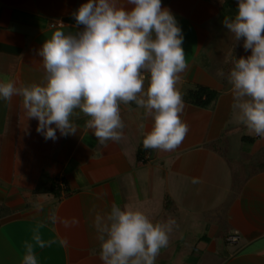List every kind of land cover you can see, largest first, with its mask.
Masks as SVG:
<instances>
[{
	"label": "crops",
	"instance_id": "0c3cea01",
	"mask_svg": "<svg viewBox=\"0 0 264 264\" xmlns=\"http://www.w3.org/2000/svg\"><path fill=\"white\" fill-rule=\"evenodd\" d=\"M85 2L0 0V82L43 85L37 50L55 30H82L72 13ZM115 3L130 7L127 0ZM161 6L184 37L187 66L175 87L183 95L202 86L215 99L205 108L184 102L180 119L188 132L170 152L142 147L153 121L134 102L119 105L121 140L99 145L83 113L71 117L76 133L44 140L22 97L0 100V264H20L26 244L37 264H102L92 224L113 202L154 223L174 219L155 264H264V138L238 119L225 79L234 57L250 54L221 23L234 17L236 0H161ZM72 218L75 225L60 223ZM34 236L46 246H36ZM228 236L236 241L228 243Z\"/></svg>",
	"mask_w": 264,
	"mask_h": 264
},
{
	"label": "clouds",
	"instance_id": "9594fccd",
	"mask_svg": "<svg viewBox=\"0 0 264 264\" xmlns=\"http://www.w3.org/2000/svg\"><path fill=\"white\" fill-rule=\"evenodd\" d=\"M127 5L86 0L72 13L82 30H55L37 50L45 83L16 87L12 81L0 82V100L22 97L27 118L36 119L35 131L44 140L55 141L57 132L61 136L76 133L71 117L83 113L89 117L85 126L99 145L121 140L124 125L119 105L134 102L153 121L143 135L142 147L175 150L188 132L180 119L182 94L175 87L178 74L187 66L184 37L161 0H127ZM236 5L234 17L225 16L221 23L236 42L243 38L241 47L250 54L234 57L225 79L238 119L264 138V0H236ZM216 74L224 76L220 69ZM139 127L143 129V123ZM50 220L56 223L57 217ZM60 223L68 227L77 220L61 219ZM174 224L172 218L154 223L142 211L113 202L108 212L95 214L92 224L102 264H155ZM33 239L36 246H46L39 236ZM32 247L25 245L20 264H37Z\"/></svg>",
	"mask_w": 264,
	"mask_h": 264
},
{
	"label": "trees",
	"instance_id": "16d2710c",
	"mask_svg": "<svg viewBox=\"0 0 264 264\" xmlns=\"http://www.w3.org/2000/svg\"><path fill=\"white\" fill-rule=\"evenodd\" d=\"M216 94L202 86H196L182 95L184 102L199 108H205L215 99Z\"/></svg>",
	"mask_w": 264,
	"mask_h": 264
},
{
	"label": "built area",
	"instance_id": "2783aa9c",
	"mask_svg": "<svg viewBox=\"0 0 264 264\" xmlns=\"http://www.w3.org/2000/svg\"><path fill=\"white\" fill-rule=\"evenodd\" d=\"M226 241H227L228 243H233V242L236 241V237H235V236H228V237L226 238Z\"/></svg>",
	"mask_w": 264,
	"mask_h": 264
}]
</instances>
